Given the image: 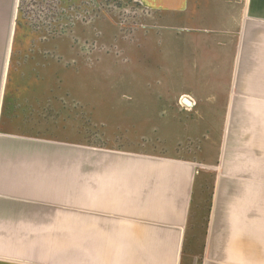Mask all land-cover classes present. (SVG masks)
Returning a JSON list of instances; mask_svg holds the SVG:
<instances>
[{"label":"crops","instance_id":"0c3cea01","mask_svg":"<svg viewBox=\"0 0 264 264\" xmlns=\"http://www.w3.org/2000/svg\"><path fill=\"white\" fill-rule=\"evenodd\" d=\"M132 1L153 77L184 81L156 153L44 141L47 73L12 70L0 0V264H264V0Z\"/></svg>","mask_w":264,"mask_h":264},{"label":"rangeland","instance_id":"374dc122","mask_svg":"<svg viewBox=\"0 0 264 264\" xmlns=\"http://www.w3.org/2000/svg\"><path fill=\"white\" fill-rule=\"evenodd\" d=\"M17 7L16 38L25 46L15 47L11 66L33 83L35 68L47 73V133L38 127L44 141L81 154L89 147L162 150L167 128L154 122L167 124L184 81L155 78L142 60L137 36L148 10L132 0H18ZM63 242L69 250L72 241Z\"/></svg>","mask_w":264,"mask_h":264},{"label":"water","instance_id":"95a60500","mask_svg":"<svg viewBox=\"0 0 264 264\" xmlns=\"http://www.w3.org/2000/svg\"><path fill=\"white\" fill-rule=\"evenodd\" d=\"M182 102H183L185 105H187V106H189V105L191 104V102H190L188 99H186V98H184V99L182 100Z\"/></svg>","mask_w":264,"mask_h":264}]
</instances>
